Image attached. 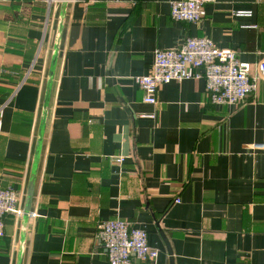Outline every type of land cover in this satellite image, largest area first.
Masks as SVG:
<instances>
[{
	"label": "crops",
	"instance_id": "0c3cea01",
	"mask_svg": "<svg viewBox=\"0 0 264 264\" xmlns=\"http://www.w3.org/2000/svg\"><path fill=\"white\" fill-rule=\"evenodd\" d=\"M171 1L0 0V185L24 204L46 117L37 216L8 218L0 264L21 247L22 264H110L97 230L115 218L159 250L130 264H264V81L238 105L212 103L204 78L162 84L151 104L136 81L189 36L254 72L264 0H215L197 23L172 19Z\"/></svg>",
	"mask_w": 264,
	"mask_h": 264
},
{
	"label": "built area",
	"instance_id": "2783aa9c",
	"mask_svg": "<svg viewBox=\"0 0 264 264\" xmlns=\"http://www.w3.org/2000/svg\"><path fill=\"white\" fill-rule=\"evenodd\" d=\"M213 1L173 0L170 15L177 21L197 23L206 15V5ZM201 78L206 81L212 103L238 105L257 91L259 81H264V55L253 72L251 64L240 61L235 50L220 48L208 37L189 36L179 46L157 49L151 72L137 76L136 81L145 93L144 100L155 104L162 84ZM116 160L122 162L123 157ZM9 214L16 221L23 218V197L14 188L0 185V238L6 235L5 217ZM36 216L31 211V217ZM97 237L110 264H130L134 257L152 261L159 256V250L149 244L147 230L127 219L99 222Z\"/></svg>",
	"mask_w": 264,
	"mask_h": 264
},
{
	"label": "water",
	"instance_id": "95a60500",
	"mask_svg": "<svg viewBox=\"0 0 264 264\" xmlns=\"http://www.w3.org/2000/svg\"><path fill=\"white\" fill-rule=\"evenodd\" d=\"M65 5H66V1L64 2L63 7H65ZM61 32H62V24H60L59 26V34L57 36L56 43L54 45V53H53L51 63H50L49 79L47 82V89H46V99H48L51 94L52 85H53V82L56 76L58 56H59V45H60V40H61ZM45 130H46V117L44 118V120H42L40 128H39V138L37 141V146H36V151H35V156H34V163H33L30 181H29V185H28V189L26 193V198H25L24 215H23V221L25 225L29 222L31 218L32 201L34 197V190H35V184H36V179L38 175V168H39V163H40V158H41V153H42V145H43ZM18 258H19L18 264H22V261H23L22 260V247L20 249Z\"/></svg>",
	"mask_w": 264,
	"mask_h": 264
},
{
	"label": "trees",
	"instance_id": "16d2710c",
	"mask_svg": "<svg viewBox=\"0 0 264 264\" xmlns=\"http://www.w3.org/2000/svg\"><path fill=\"white\" fill-rule=\"evenodd\" d=\"M12 216H13L12 214L6 215V217H5V221H6V223H7L8 218H9V217H12ZM13 218H14V216H13Z\"/></svg>",
	"mask_w": 264,
	"mask_h": 264
}]
</instances>
